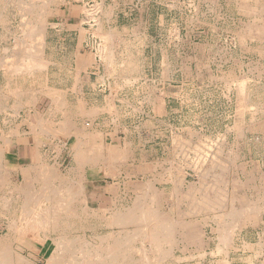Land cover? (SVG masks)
I'll return each instance as SVG.
<instances>
[{
	"label": "rangeland",
	"instance_id": "374dc122",
	"mask_svg": "<svg viewBox=\"0 0 264 264\" xmlns=\"http://www.w3.org/2000/svg\"><path fill=\"white\" fill-rule=\"evenodd\" d=\"M236 1L245 7L248 0H219L224 8L223 18L219 20L222 31H211L206 35L198 31L203 30L206 21L215 20L214 14L204 13L208 4L215 5L214 0H0V14L4 17L0 21V44L7 43L3 54L11 53L8 57L10 60L14 54L24 52L34 55V58L40 57L43 63L41 68H35L31 73H17L15 65L18 62H14V58L6 62L8 66L4 63L7 57H0V61L4 60L3 66L0 64V170L2 175L9 178V183L28 179L25 185L32 189L40 188L41 193H48L45 186L49 187L55 201L61 204L59 209L63 207L66 197L64 188L69 187L75 192L74 198L67 201L65 207L68 212H76L78 220L60 215L54 228L45 227V233L55 237L59 232H64L95 243L98 236L114 234L120 229L127 237L132 231L139 232L142 223L109 224L114 217L113 211L119 208L131 211L134 206L143 205V208L148 206L151 211L155 210L156 223L172 220L170 225L175 232L167 236V243L159 244L158 249L163 250L161 257L150 239L154 232L151 229L153 223L148 225L146 233L142 232L146 239L127 237L129 245L124 248L133 264H231V258L236 256L231 251L236 248V239L241 230L247 233L252 243L258 241L257 232L261 233L264 227V47L256 39L255 53L253 57L249 56V60H252L248 62L246 47L235 43L239 35L236 29L240 27L236 23H246L249 18L237 13L236 9L230 10ZM249 1L262 11L255 15V22L260 27L256 29L257 37L259 32H264V0ZM109 3L116 5L108 7ZM69 5L78 6L76 11H81L85 21L94 26L92 33L98 40L95 47L100 55L97 63L102 62L107 68L99 76L81 73L74 79L66 70L60 75L59 63L47 60V57H54L58 49V13L61 7ZM36 9H42L46 18L44 35L38 41L33 35L29 38L24 36L30 32L33 34V30H27L29 26L24 22L28 19L31 24L35 23ZM108 24L123 26L125 36L131 40L132 32L139 25L141 28L148 26L149 36L158 43V40H165L170 34L175 38H184L189 37L190 33L192 40L199 44H203L205 38H220L225 41L223 49H226L225 43L229 44L232 56L224 53L221 57L217 54L208 59L202 51H198L199 46L192 47L197 56L193 53L187 56L183 45L174 39L175 45L168 47V57L174 60L173 84L178 89V95L169 104L168 116L165 115L166 107H162L164 116L158 121L150 120L145 112L142 114L121 103H117L120 105L118 108L114 104L109 109V104H106L107 108H102L105 95L102 90L92 92V83L101 89L104 81L108 80L106 77L116 74L112 51L119 48L110 42L118 39V34L111 35L107 31ZM190 25H196L197 30L188 32ZM36 48L40 49L39 55L32 53ZM121 48L127 51L126 78L116 76L115 79L119 80L118 84L127 85L126 96L131 97L136 79L133 76L134 63L129 57L134 46L127 40ZM148 50L154 56L152 71L162 84L166 77V55L162 57L161 46H149ZM115 79L110 78L112 81ZM72 82L78 85V89L82 87L83 93L66 94L64 87ZM13 90H22L21 96L29 99L30 109L15 108L18 96ZM237 92L240 102L239 109L235 111ZM189 97L192 100H188ZM248 98L252 101L253 107L249 111L254 118L247 127L246 120L250 113L242 118L246 112L243 106ZM71 106L73 108H65ZM35 112L45 116L46 120L44 142L39 145L41 156L22 159L21 165L35 160L38 173L16 175L12 170L15 159L11 153L19 146L26 145L34 153V144H20L11 138L12 133L18 128L29 131L28 122L36 123ZM236 113L239 122L232 125ZM66 120L77 128V137L75 134L65 137L63 131L59 133L56 130ZM89 143L94 145L93 148L87 149ZM46 170L52 176L48 181H44L42 175ZM7 192V189L1 188L0 196H5ZM5 197L7 199V195ZM22 201L20 197L8 202L11 203L10 213L17 219ZM252 205L254 209L250 211ZM83 208L89 214L84 213ZM238 210H244L242 216L236 215L233 219L232 213ZM130 214L138 217L139 210ZM5 219H0L2 235L6 233L3 227ZM38 232L43 233L35 230L33 234ZM224 233L228 235V243L224 244L226 247L223 251L217 249L218 252L216 246H222L218 237ZM11 246L14 251L23 252L28 264H46L48 256L54 254L35 246L20 248L16 242ZM142 248L147 253L145 258Z\"/></svg>",
	"mask_w": 264,
	"mask_h": 264
},
{
	"label": "crops",
	"instance_id": "0c3cea01",
	"mask_svg": "<svg viewBox=\"0 0 264 264\" xmlns=\"http://www.w3.org/2000/svg\"><path fill=\"white\" fill-rule=\"evenodd\" d=\"M235 3L236 5H234V7H230V10L236 9L237 13L245 14L247 15V17H249L247 18L246 23H236L238 24V26H240L238 27V29H236V31H238L239 33L238 37L240 39H238L237 37L235 43L237 45L246 47L245 57L248 60V62H250L252 59L249 60L250 58L249 56L253 57L255 53L254 44L256 39L259 40L258 41L259 45L264 47V32H259V34L256 37V29H260V27H258V24L255 22V15L261 13L262 11L256 9V7L252 3L250 4L249 0L247 1L245 7L242 6L241 4H238V1H236ZM214 4L215 5L208 4L204 9V13L210 15L214 14L215 20L213 22L206 21L205 27L203 28L202 31H198L199 33L205 32L206 35H208L211 31H217V32L222 31L221 25H219V20L223 18L222 15L224 14V8L223 5L219 3V0H214ZM109 5L112 6L116 4L115 3L107 4L108 7H110ZM60 9L61 11L58 13L59 23H57L58 39L56 40L57 43L56 47H58V49L55 51L54 57L52 56L47 57V60L55 61L59 63L58 70L60 71V75L63 70H66L70 72V76L73 77L74 79L78 77L81 73H91V74L95 73L99 76L101 71H105L107 68L104 66L102 62L97 63L98 61H100V55L95 47L98 40L92 33L94 26L91 25L89 22L85 21V16L81 11L80 12L76 11L78 10V6L71 7L69 5V6H64L63 8L61 7ZM140 10L143 11L144 9H140ZM112 12L114 13V9L112 10ZM3 19L4 17L0 14V21H3ZM27 25L30 27V28L28 27L27 30H30L31 24L29 25V23H27ZM143 27L141 28V26L139 25L134 29V31L132 32L133 40L128 39L125 36L126 33L124 31L125 28L123 26L108 24V30H107L109 33H111V35H115V33L118 34V39H112L114 43L110 41L113 45L116 44L119 47L118 50L113 49L112 51L114 58L113 70L116 72L115 75L118 76V78L121 79L124 78L126 76V71H127L126 70L127 51L122 49L121 47L122 45H125L127 43V40L132 42V46H134V49L130 52L132 56L129 57V60L133 61L134 63L135 73L133 76L136 79L135 84L133 85L134 87L133 96L131 97L126 96L127 88L124 84H121V82L120 84H117L119 80H113V81L110 80V78L113 79L116 78L114 74L112 76L110 75L106 77L108 78V80L107 82L104 81L103 88L101 89H97L95 83H92L93 84L92 92H95L96 90L103 91L105 96L101 104L103 105L102 108H107L106 104H109L108 108L112 107L111 104H114V107L117 106L120 107V105H117V103H121V104H125L126 107L127 106L133 107L134 109L140 111L142 114L143 112H145V115L149 117L150 120L158 121L160 118L164 116V113L162 112V107H166L165 115L168 116L169 114L168 109L170 107L169 104L173 103L175 101L176 96L178 95V91H176L178 89H176V87L173 84L174 75H175L174 60L169 59L168 57V47L174 46L175 45L174 39L177 38H175L172 34H170L167 35L165 40H158L159 41L158 43L156 39L149 36L148 26L145 25V27L144 28ZM103 29L105 30L106 28L103 27ZM168 30L171 31L170 28H168ZM189 30L195 32L197 30L196 25L189 27L188 32ZM188 36L189 37L187 36L184 38L179 37L177 39V42L182 44L184 49H186L184 50V53H186L187 56H190V54L194 52V49H192V47H197V46H199L198 51H202L203 55L204 56L206 55L208 59L210 58V56H216L217 54L221 57L222 54L224 53L228 54L229 57L232 56L231 48L229 44L225 43L226 49H223L224 48L223 45L225 41L223 42L222 40H220V38L215 40L214 39L212 40L210 38L209 39L205 38L206 39L205 42L203 44H199L196 43L194 40H192L190 33H188ZM243 36L245 37L243 38ZM0 46H1L0 57H8L7 53L3 54V48L4 46H7V43H5L4 45L0 44ZM149 46H153V47L161 46L162 57L166 55V64L164 68L166 69V75H165L166 77L164 78L162 84H160V81L158 80V76L152 71V62H153L152 58L154 56L152 53L150 52H149L150 54L148 53ZM193 54L196 56L198 55L197 53H193ZM35 59H37L38 61H42L40 57H37ZM162 59L164 60V58ZM163 60L161 61L162 64H163ZM209 70H210V74H213V71L211 69H208V71ZM64 89H66L65 90L66 94H73V93L77 94L80 91L83 93V88L81 87V89H78V85L75 82H72L70 85H66ZM21 92H18L17 94L14 92V94L18 96L15 102L19 103L18 105H20L19 108L16 106V109L17 108L30 109V105L28 103L29 99L27 97H24L25 95L21 96L22 95ZM251 96L252 93L250 97ZM189 99L192 100L190 97L188 98V100ZM239 102H240V98L237 92L235 94V111L239 109ZM249 106L253 107L252 101H249L248 98L246 104L243 106L246 112L244 113L242 118L244 119L246 115L250 113L249 118L246 120L247 127L253 123V121H251V118H253V114L249 111L250 109ZM57 107L59 109V106ZM65 108H73V106L65 107ZM146 111L149 112L146 113ZM35 117H36V123L33 124L30 121L28 122L29 131L20 130L18 128L12 133V138H15V140H17L20 144H25V143L34 144V149H33L34 153H32L33 152L32 148H28L27 145L23 147L19 146L16 149V151H13V153H11L12 157L15 159L13 165V169H14L13 173L16 175L17 174L28 175L37 172V169H35L37 162H35V160L34 162H31L25 166L21 165L22 159H29L32 158L33 156L35 157L41 156L39 151L40 148L39 145L44 142L43 133L45 132L44 127L46 120H44L45 116H41L40 113L37 112H35ZM238 118L239 117L236 113L232 121V125H235L237 122H239ZM56 129L60 130L61 132L63 131L65 137L66 136L70 137L73 134H75V137H77V128L74 125H72V123L68 120L63 121L60 125H58V128ZM247 131L248 129H246V132ZM23 167L26 168L23 169ZM11 184L12 185L11 187H9V189L12 190H14L16 187L20 185V183H17L16 181H12ZM237 184L242 185L241 183H237ZM7 195L10 196L11 193H8ZM15 195L16 194H12V198ZM243 197L245 196L243 195ZM15 198L17 197L15 196ZM244 221H246V219ZM257 233H258V241L252 243L251 238L247 235V233L244 234L243 230L239 232V235L235 243L236 248L231 251L234 255L236 254L235 257L231 258L232 259L231 264H264V227L262 228L261 233L260 231ZM260 234L263 235L260 236Z\"/></svg>",
	"mask_w": 264,
	"mask_h": 264
},
{
	"label": "bare ground",
	"instance_id": "6f19581e",
	"mask_svg": "<svg viewBox=\"0 0 264 264\" xmlns=\"http://www.w3.org/2000/svg\"><path fill=\"white\" fill-rule=\"evenodd\" d=\"M63 1V0H62ZM95 1V0H94ZM98 3V2H96ZM167 4V3H166ZM97 5V4H95ZM110 6V5H109ZM91 7V6H90ZM38 8V7H37ZM84 8V7H83ZM94 8V6L92 7ZM112 8V7H111ZM204 8V7H203ZM210 8V7H209ZM95 9V8H94ZM220 10V9H219ZM90 11V10H88ZM94 12V11H93ZM89 13V12H87ZM200 15V14H199ZM35 23L31 24L30 21L27 19L25 22L31 24V30H33V34L30 33H26L24 36L29 38L30 36L32 37V35L35 37L36 41H38L40 38L42 40V36L44 35V31L43 28L45 26V17H44V12L42 11V9H36L35 10ZM108 17V16H107ZM190 17V16H189ZM23 18V17H22ZM183 18V17H182ZM89 19V18H88ZM231 20V19H230ZM23 21V20H22ZM93 22V21H92ZM97 22V21H96ZM23 23V22H22ZM26 24V23H25ZM171 24V23H170ZM96 25V24H95ZM30 28V27H29ZM94 29V28H93ZM86 30V29H85ZM217 30V29H216ZM94 31V30H93ZM22 33V32H20ZM97 33V32H96ZM31 34V35H30ZM104 34V33H103ZM102 34V35H103ZM109 34V33H108ZM111 34V33H110ZM101 35V32H100ZM105 35V34H104ZM231 35V34H230ZM234 35V34H233ZM133 36V35H132ZM33 37V38H34ZM108 37V36H107ZM32 39V38H31ZM178 39V38H177ZM27 40V39H26ZM233 41V40H232ZM32 42V41H30ZM112 42V41H111ZM136 43V42H135ZM143 43V42H142ZM27 44V43H26ZM109 44V43H108ZM31 45V44H30ZM40 45V44H39ZM38 45V46H39ZM111 46V45H110ZM114 46V45H113ZM104 47V46H102ZM6 48V47H5ZM40 48V46L38 47ZM33 49L32 53H37V55H39L38 52H40V49ZM97 48V47H96ZM4 49V48H3ZM7 49V48H6ZM11 49V48H10ZM29 49V48H28ZM100 49V47H99ZM26 51V49H24ZM32 50V48H31ZM108 50V49H107ZM110 51V50H109ZM16 52V51H15ZM27 52H30L29 50ZM93 52V51H92ZM14 53V52H13ZM12 53V54H13ZM31 53V52H30ZM108 53V51H107ZM129 53V52H128ZM11 54V53H10ZM9 54V55H10ZM2 55V53H1ZM8 55V57H10ZM7 57L4 58L5 61L4 63L6 64V62H10V60H12L13 58L15 59L14 62H18L15 66V71H17V73H31V71L33 72V70H35V68H41V66H43L42 61H38L37 59L34 58V55L32 54H26V53H21V55H13V58H9ZM3 59V58H2ZM114 59V58H113ZM143 60V59H142ZM2 61V60H1ZM0 64L3 63V61ZM45 61V60H44ZM228 62V61H227ZM4 66L7 67L6 64ZM114 64V63H112ZM214 65V64H213ZM3 66V64L1 65ZM9 66V65H8ZM9 68V67H8ZM7 69V68H6ZM14 69V68H13ZM44 69V68H43ZM106 69V68H105ZM104 69V70H105ZM8 70V69H7ZM31 75V74H30ZM107 76V74H105ZM116 76V75H115ZM101 77V76H100ZM124 77V76H123ZM126 78V77H125ZM245 78V77H244ZM118 79V78H117ZM148 79V78H147ZM157 79V78H156ZM116 80V79H115ZM129 80V79H128ZM127 80V81H128ZM130 81V80H129ZM157 81V80H156ZM133 82V81H132ZM148 82V81H147ZM218 82V81H217ZM226 82V81H225ZM232 82V81H231ZM228 83V82H227ZM239 83V82H238ZM118 84V83H117ZM235 84V82H234ZM145 85V84H144ZM238 85V84H237ZM240 85V84H239ZM127 86V85H126ZM108 87V85H107ZM17 88V87H16ZM225 88V87H224ZM228 88V86L226 87ZM230 88V87H229ZM228 88V89H229ZM239 88V87H238ZM227 89V90H228ZM110 90V89H109ZM22 91V90H21ZM18 91V92H21ZM13 93L17 92L15 90L12 91ZM17 92V93H18ZM16 93V94H17ZM176 94V93H175ZM110 95V93H109ZM185 95V94H184ZM231 96V95H230ZM21 97V96H20ZM25 97V96H24ZM79 97V96H78ZM181 98V97H180ZM22 99V98H21ZM24 99V98H23ZM108 100V98H107ZM23 101V100H22ZM138 101V100H137ZM136 102V101H135ZM127 103V102H126ZM19 104V103H18ZM20 105H17V107L19 108ZM234 107V106H233ZM250 107V106H249ZM3 108V107H2ZM1 108V109H2ZM4 108H6V106H4ZM3 108V109H4ZM8 108V107H7ZM6 108V109H7ZM16 108V106H15ZM17 108V109H18ZM109 109V108H108ZM125 109V108H124ZM149 112V111H148ZM112 113V112H111ZM110 113V114H111ZM103 114V113H102ZM128 114V113H127ZM12 115V114H11ZM123 116V115H122ZM195 116V115H194ZM254 118V117H253ZM2 122V121H1ZM198 124V123H197ZM230 128V127H229ZM57 130V129H56ZM5 131V130H4ZM59 133H62L60 130H58ZM135 131V130H134ZM7 132V131H6ZM114 133V132H113ZM6 135V134H5ZM3 137V135H2ZM12 138V137H11ZM221 138V137H220ZM232 139V138H231ZM5 141V140H4ZM119 143V142H118ZM211 145V144H210ZM228 145V144H227ZM93 144L89 143L88 144V148H93ZM209 146V145H208ZM206 149V148H205ZM208 149V148H207ZM203 150V149H202ZM201 151V150H200ZM39 152V151H38ZM118 154V153H117ZM210 155V154H209ZM1 156V155H0ZM12 156V155H11ZM105 156V154H104ZM118 156V155H117ZM90 157V156H89ZM119 157V156H118ZM208 157V156H207ZM91 158V157H90ZM103 158V157H102ZM120 158V157H119ZM12 160V159H11ZM101 160V159H100ZM103 160V159H102ZM106 160V159H105ZM104 160V161H105ZM14 161V160H13ZM43 162V161H42ZM103 162V161H102ZM115 162V161H113ZM158 162V161H157ZM108 163V162H107ZM210 163V162H209ZM57 164V163H56ZM92 164V163H91ZM105 164V163H103ZM109 164H112L109 163ZM117 164V163H116ZM3 165V164H2ZM3 167V166H2ZM7 167V166H6ZM5 167V168H6ZM16 167V166H15ZM100 167V166H99ZM4 168V169H5ZM12 168V167H11ZM26 168V167H25ZM23 167V169H25ZM53 168V167H52ZM60 169V168H59ZM2 170V169H1ZM0 170V190L1 188L3 190L7 189V194L11 193L10 196H8L7 194V199H6V195H1L0 196V219H3V217H5L6 222L4 224L3 227H5L6 229V233L5 234H0V264H28V260L25 257L24 254L21 253V251H14L12 249L11 244H14L15 242L17 243V245L22 248V247H37L38 249L41 248L43 251H46L48 253H54V254H50L47 258V263L46 264H133L129 259H128V255H127V250L124 248L125 246L129 245V241L127 237H142L144 239H146V235L143 234L142 232H145L147 230V228L149 227L148 225L150 223H153V227L152 232L153 235L150 236V239L152 240V246L155 249V251L157 250L158 253L157 255L161 257V253H162V249H158L159 248V244L160 243H167L168 241V237L171 236L172 231L175 232V228L173 226L170 225V223L172 224V220H170L169 222H164V223H156V215H154L153 213H155L154 211H151L148 206H144L145 208H143V205L140 206H134V208L130 211H124L123 209H116L113 211V215L114 217H112V220H109V224L113 223L115 225H121V224H128L131 222H139L142 223L140 231H132L131 233H129V236H125L123 235L122 230H118L116 233L112 234V232L109 235H104V236H98L94 242H91L89 240L83 239L82 237L79 236H69L68 234H65L64 232H59L58 234L55 235V237H52V235H48L46 232L45 227H49V228H54L53 226L55 225V223L59 220L58 216L60 215H65V216H70V219L73 220H78V216L76 212H68V209L65 207L66 205H68L69 200L73 199L75 192L72 191L71 188L67 187L64 188V196L66 195V197H64L63 201V207L59 209V205L58 201H55V197H53V192H51L49 189V187L45 186V188H47L48 193L44 192L41 193V189H32V187H27L25 185V181L28 180H24L23 182H20V185L18 187H16L14 190L9 189V187H11V183H9V178H7V176L2 175V171ZM14 171V169H12ZM11 171V170H10ZM18 171V170H17ZM21 171V170H20ZM26 171V170H25ZM199 172V171H198ZM23 173V172H22ZM38 173V172H35ZM168 174L170 175V171L168 172ZM174 174V173H172ZM30 175V174H28ZM27 175V176H28ZM43 175V180L44 181H48L50 180V178H52L51 173L49 172V170L43 171L42 173ZM55 175V174H54ZM23 177V176H22ZM173 177V176H172ZM37 178V177H36ZM174 178V177H173ZM15 180V179H14ZM57 180V179H56ZM12 181V180H11ZM172 181V179H171ZM175 182V179H174ZM149 183V182H148ZM66 185V184H65ZM84 189V188H83ZM137 190V189H136ZM135 190V192H137ZM53 191V190H52ZM176 191V190H175ZM171 192V191H170ZM140 193V191H139ZM12 194H16L15 196L19 199L20 197L23 198L22 201V205H21V209H19V216L18 219L16 218L15 215L10 213L9 210V204L8 203L11 199L15 198V196L12 198ZM48 194V195H47ZM45 199V202H42L41 200H39V198ZM45 197V198H44ZM21 201V200H20ZM147 201V199H146ZM148 202V201H147ZM149 203V202H148ZM158 203V202H157ZM159 205V204H158ZM157 205V206H158ZM118 207V206H117ZM124 207V206H123ZM159 207V206H158ZM161 207V206H160ZM248 207V206H247ZM14 208V207H13ZM136 209L139 210V214L138 217H133L132 214H130V212L132 211H136ZM254 209V206H250V211H252ZM62 211V212H60ZM82 211L86 214H89L87 212L86 208H83ZM108 211V210H107ZM106 211V212H107ZM239 212H234L232 213V218L235 219L234 217H238V216H242V213L244 210ZM13 212V211H12ZM82 212V214H83ZM159 213V212H158ZM161 213V212H160ZM110 214V213H109ZM231 214V213H230ZM8 215V216H7ZM12 215V216H11ZM168 215V214H167ZM231 218V219H232ZM84 219V218H83ZM226 219V218H225ZM232 219V220H233ZM239 219V218H238ZM88 220V219H87ZM108 221V220H107ZM196 226V225H195ZM1 227V226H0ZM56 227V226H55ZM198 227V226H197ZM29 228V229H26ZM126 229V228H125ZM37 230H41L43 233L42 235L39 234H33L34 231ZM224 231V230H222ZM220 231V232H222ZM230 231V230H229ZM228 231V232H229ZM160 234H159V233ZM200 232V231H199ZM146 233V232H145ZM157 233L159 235H157ZM226 233V232H225ZM222 235V237H218V239L220 238V242L222 243L221 247L216 246V250L219 249L220 252L224 250V248L226 247V245L228 243V235ZM154 234H156L155 238ZM193 234V233H192ZM200 234V233H199ZM227 234V233H226ZM194 236V235H193ZM192 237V236H191ZM199 237V236H198ZM234 238V237H233ZM217 239V240H218ZM230 239V238H229ZM195 240V238H194ZM144 241V240H142ZM193 242V241H192ZM240 245V244H239ZM150 246V245H149ZM143 247V245L141 246ZM146 248V247H143ZM142 248V254L144 256V258L147 256L146 250ZM151 248V247H150ZM139 249V248H138ZM152 249V248H151ZM139 251V250H138ZM136 251V252H138ZM218 251V250H217ZM154 252V251H153ZM219 252V251H218ZM139 253V252H138ZM195 253V252H194ZM201 253V252H200ZM217 253V252H216ZM199 254V253H198ZM225 254V253H224ZM229 254V253H228ZM164 257V256H162ZM143 258V259H144ZM30 259V258H29ZM37 263V262H36Z\"/></svg>",
	"mask_w": 264,
	"mask_h": 264
}]
</instances>
